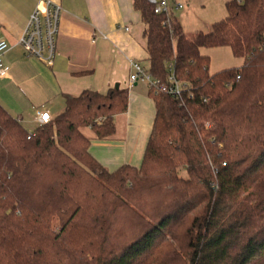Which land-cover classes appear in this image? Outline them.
I'll return each mask as SVG.
<instances>
[{
	"label": "trees",
	"instance_id": "1",
	"mask_svg": "<svg viewBox=\"0 0 264 264\" xmlns=\"http://www.w3.org/2000/svg\"><path fill=\"white\" fill-rule=\"evenodd\" d=\"M225 6L210 32L188 36L134 0L149 73L190 88L149 89L139 167L108 171L83 132L115 135L126 88L65 95L55 124L32 133L0 104V264H264V0ZM216 47L243 64L210 74L202 50Z\"/></svg>",
	"mask_w": 264,
	"mask_h": 264
},
{
	"label": "crops",
	"instance_id": "2",
	"mask_svg": "<svg viewBox=\"0 0 264 264\" xmlns=\"http://www.w3.org/2000/svg\"><path fill=\"white\" fill-rule=\"evenodd\" d=\"M38 1L0 0V41L10 45L3 55L8 73L0 76V104L31 131L39 126L38 111H48L55 120L65 110V95L126 88L129 108L115 117V135L97 139L89 128V150L108 171L123 165L139 167L156 107L147 84L129 85L131 61L149 67L146 25L134 0H53L62 7V15L52 66L19 44Z\"/></svg>",
	"mask_w": 264,
	"mask_h": 264
},
{
	"label": "built area",
	"instance_id": "3",
	"mask_svg": "<svg viewBox=\"0 0 264 264\" xmlns=\"http://www.w3.org/2000/svg\"><path fill=\"white\" fill-rule=\"evenodd\" d=\"M153 7L156 14H164L167 18L174 15V10L181 9L182 4L174 0H147ZM62 7L53 0H39L38 4L28 19L25 31L19 40L30 56L52 66L57 54L58 37ZM128 30V28H126ZM7 41H0V76L4 77L8 73V68L3 61L4 53L9 49ZM132 73L129 76L130 87L138 82L146 83L154 93L165 92L173 97H181L190 88L184 82L178 81L174 75L169 77L167 83H162L152 76L148 69L139 61H131ZM53 121L52 115L48 111L37 112V122L39 125L49 124Z\"/></svg>",
	"mask_w": 264,
	"mask_h": 264
},
{
	"label": "rangeland",
	"instance_id": "4",
	"mask_svg": "<svg viewBox=\"0 0 264 264\" xmlns=\"http://www.w3.org/2000/svg\"><path fill=\"white\" fill-rule=\"evenodd\" d=\"M227 1L229 0H177V3L182 4V8L175 10V14L186 34L194 35L199 31L210 32L214 23L227 16L228 13L225 6ZM202 53L210 57V74L226 68L240 67L244 61L242 58L235 57L229 47L204 48ZM55 120L53 119L51 124H55ZM117 121L120 130H122L121 118H118ZM34 130L33 128L29 132L32 133ZM83 132L85 135H89L91 130L84 128ZM179 174L182 177H187L184 169H180ZM54 225L57 229L56 222Z\"/></svg>",
	"mask_w": 264,
	"mask_h": 264
}]
</instances>
